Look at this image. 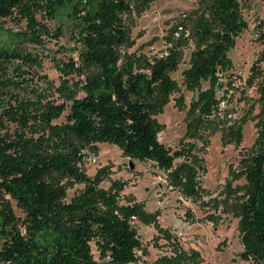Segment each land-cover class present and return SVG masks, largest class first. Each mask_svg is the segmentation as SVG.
Returning <instances> with one entry per match:
<instances>
[{"label": "trees", "instance_id": "trees-1", "mask_svg": "<svg viewBox=\"0 0 264 264\" xmlns=\"http://www.w3.org/2000/svg\"><path fill=\"white\" fill-rule=\"evenodd\" d=\"M153 1L0 0V264L137 262L138 251L148 250L133 220L155 226L157 237L171 240L170 253L154 264H207L197 249H185L161 226L159 212H149L135 200L121 203L120 181L104 190L100 177L88 176L81 167L99 143H109L132 161L154 162L176 177L188 160L207 171L204 159L193 153L195 145L184 142L171 149L158 137L164 124L157 116L180 87L173 73L179 69L184 43L161 56L123 51L130 42L125 15L143 12ZM13 16L25 20L27 28L5 27L2 20ZM66 23L73 26L75 47L67 60L55 59L60 85L32 86L35 74H29L42 61L29 46L41 47L44 35L60 38ZM258 27L264 35V19ZM248 28L242 0H208L194 29L189 66L182 72L183 82L197 95L189 105L177 97V104L187 107V135L211 123L219 111L225 98L219 91L233 67L229 52ZM253 70L261 79L257 137L241 160L245 181L236 192L241 193L240 255L264 264V65ZM63 116L65 121L57 122ZM241 138L239 127L230 142L239 144ZM178 158L183 163L175 167ZM64 180L84 185L70 201ZM186 182L178 177L176 184L197 195ZM3 192L25 210V219Z\"/></svg>", "mask_w": 264, "mask_h": 264}, {"label": "rangeland", "instance_id": "rangeland-1", "mask_svg": "<svg viewBox=\"0 0 264 264\" xmlns=\"http://www.w3.org/2000/svg\"><path fill=\"white\" fill-rule=\"evenodd\" d=\"M207 3L208 0H154L143 12L126 14L130 42L123 49L128 54L151 57L165 55L173 45L184 43L179 69L173 73L179 90L170 97V102L157 117L164 124L162 143L175 149L184 142H190L195 145L193 153L204 159L205 172L198 169V161L192 160L178 170V177L184 181L187 179L186 186H194L197 195L191 196L184 185L176 184V173L160 169L154 162L132 161L116 145L109 143H99L98 151L91 152L96 161L89 157L81 167L88 176L100 177L99 187L104 190H108L114 181H120L123 186L121 203L135 200L143 202L147 211L159 212L161 226L176 235L185 249H197L204 263L254 264L240 255L243 251L239 233L241 193H237L236 188L245 181L241 160L249 154L257 137L256 124L261 107L257 100L261 79L253 66L264 65V35L258 27L264 19V0H242L249 28L237 38L229 52L233 67L226 74L225 87L219 91V96L225 92L224 102L210 118L211 123L203 124L187 135V107L178 105L177 97L183 96L189 105L197 95L196 90L183 82L182 72L189 66L196 45L194 29L199 18L205 15ZM15 16L3 19V25L15 30L26 29L27 22ZM38 19L54 28L53 23L41 15ZM64 27L65 32L60 38L44 35L41 47L29 46V51L42 61L41 68L31 69L29 75L35 74L32 86L45 89L60 85L61 76L55 67V59L67 60L75 47L72 24L66 23ZM52 92L56 99L58 94ZM62 121H65V116L57 120ZM239 127L242 133L240 143L234 139L230 142ZM182 163L183 159H176L175 167ZM63 183L68 187L67 201L84 188L79 183L66 180ZM3 197L21 219L26 218L25 210L12 196L3 192ZM132 224L148 253L143 254L141 250L139 260L130 264H154L157 257L170 253L171 240L161 235L157 237L159 232L155 226L138 220H133ZM94 252L97 256L98 253Z\"/></svg>", "mask_w": 264, "mask_h": 264}, {"label": "built area", "instance_id": "built-area-1", "mask_svg": "<svg viewBox=\"0 0 264 264\" xmlns=\"http://www.w3.org/2000/svg\"><path fill=\"white\" fill-rule=\"evenodd\" d=\"M163 136V133H162V131H160L159 133H158V137H159V139L161 140V137ZM92 158L93 157V161H96V156L95 155H93V154H91V152L89 153V155L87 156V158ZM86 158V159H87ZM85 159V160H86ZM141 254V250H139L138 251V255H140Z\"/></svg>", "mask_w": 264, "mask_h": 264}, {"label": "crops", "instance_id": "crops-1", "mask_svg": "<svg viewBox=\"0 0 264 264\" xmlns=\"http://www.w3.org/2000/svg\"><path fill=\"white\" fill-rule=\"evenodd\" d=\"M121 151V150H120ZM122 152V151H121Z\"/></svg>", "mask_w": 264, "mask_h": 264}]
</instances>
